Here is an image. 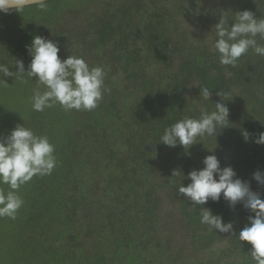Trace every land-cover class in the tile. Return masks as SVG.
I'll use <instances>...</instances> for the list:
<instances>
[{
  "label": "trees",
  "instance_id": "16d2710c",
  "mask_svg": "<svg viewBox=\"0 0 264 264\" xmlns=\"http://www.w3.org/2000/svg\"><path fill=\"white\" fill-rule=\"evenodd\" d=\"M106 1L123 4L87 0L84 7ZM217 1L188 39L181 22L171 18L174 11L185 10L176 0L172 8L168 0H138L112 18L87 17L96 39L93 52L107 67L109 89L92 111L65 112L59 105L33 111L37 81L0 77L8 83H0V136L24 123L49 137L58 161L50 175L35 176L21 187L24 204L15 219L0 218V264H254L247 255L250 245L238 240L251 213L240 204L232 210L223 199L193 207L177 194L181 177H171L173 169L187 177L190 170L204 167V157L215 154L221 168L231 166L264 199V186L252 179L255 171L264 172V145L252 142L264 132V56L250 49L232 67L221 65L212 50V27L222 12L249 10L264 18V0ZM73 6L78 5L71 0H48L44 12L33 6L21 14H0V63L19 59L27 68L26 46L34 36L47 38L50 29L56 31L52 26ZM186 40V57L175 59ZM10 70H16L14 64ZM193 85L210 89L209 102L200 97L196 105L188 94L194 89L199 96ZM220 91L227 92L222 102L230 124L216 138L204 137L187 150L158 142L176 121L199 117L202 107L214 110ZM242 129L252 134L248 142ZM181 183L187 186L190 180ZM0 188L8 190L7 185ZM112 193L121 196L107 201ZM161 202L177 203L190 231L192 257L182 259L172 249L173 234L162 237ZM199 207L233 222L235 235L210 231L200 223ZM199 253L207 256L198 259Z\"/></svg>",
  "mask_w": 264,
  "mask_h": 264
},
{
  "label": "clouds",
  "instance_id": "9594fccd",
  "mask_svg": "<svg viewBox=\"0 0 264 264\" xmlns=\"http://www.w3.org/2000/svg\"><path fill=\"white\" fill-rule=\"evenodd\" d=\"M36 6L41 12L47 10L48 0H0V14L11 12L23 13ZM229 19L232 23L229 24ZM214 28L212 50L217 54L219 63L236 67L240 58L251 49L256 55L264 56V18H257L251 11L243 10L229 14L222 12ZM31 57L25 67L22 60L13 63H0V77H12L13 80L27 83L37 81L33 89L32 110L43 112L59 105L65 112L92 111L109 91L105 86L107 75L100 66L90 67L82 57L69 55L61 59L58 53V42L43 36H34L26 46ZM15 65V71L10 70ZM0 83L8 85L0 78ZM44 86L43 91L39 86ZM196 86V85H193ZM198 87V86H196ZM199 97L208 101L211 96L208 87H198ZM221 102L214 104V110L200 109L199 117H184L164 129L159 141L165 146L174 148L177 145L185 150L204 137L216 138L217 133L229 126V109L222 101L227 99V92H218ZM245 142L252 134L241 130ZM252 142L264 145V132L257 134ZM210 151L212 150L209 149ZM55 145L47 135L37 134L32 128L17 124L6 136H0V185H7L8 190L0 188V218L15 219L24 201L19 195L23 185L35 176L50 175L58 161ZM203 168L192 169L184 176L180 169H173L171 177L180 176L177 194L191 202L193 207L203 206L211 200L219 202L223 199L232 210L240 204L251 215L248 223L239 231L238 240L250 245L247 254L254 264H264V199L261 193L251 190L250 183L237 177L231 166L221 168L215 154L203 158ZM187 178L190 183L184 186L181 181ZM258 185L264 186V172L260 170L252 174ZM202 209L200 223L208 229L219 233L235 235L233 222H224L219 214L211 209Z\"/></svg>",
  "mask_w": 264,
  "mask_h": 264
},
{
  "label": "rangeland",
  "instance_id": "374dc122",
  "mask_svg": "<svg viewBox=\"0 0 264 264\" xmlns=\"http://www.w3.org/2000/svg\"><path fill=\"white\" fill-rule=\"evenodd\" d=\"M95 1V0H90ZM138 0H119L121 8H127L130 4L135 6ZM141 1V0H140ZM87 0H71L73 6L66 10L62 16L59 18L58 22L55 23L52 27L56 31L51 29L48 32V39L58 42L60 46V52L58 55L61 59L66 58L69 55H74L77 57H82L89 64L90 67L100 66L107 71L105 64L93 52V45H96V39L94 37L92 24L88 21L87 17L95 18L96 15L102 17L111 18L116 12L119 11L120 7H117L114 1H106L104 3L92 2L90 7L84 5ZM181 3L184 5V9L178 15L172 13V20H178L185 27L186 36L185 39H188L189 36H195L197 34V29L203 23L206 22V17L209 16L210 12L214 10L213 7H216L217 0H176V4ZM169 5L174 6L173 0H168ZM213 3L214 6H213ZM179 5V4H178ZM179 10V9H178ZM96 13V14H95ZM88 21V22H87ZM100 21L96 23L99 27ZM184 49L182 53L177 54L175 59L181 58L182 56L186 57L188 53V48H190V42L186 40L184 43ZM105 55H108V51H105ZM177 58V59H178ZM38 86V85H37ZM40 90L43 91L44 86H39ZM191 95L192 99H195L196 105H200L202 99H200L196 90L191 89L188 93ZM121 196L120 194L112 193L109 195L107 201H111L115 196ZM106 201H104L105 203ZM163 204L162 210L160 212V223L159 229L162 237L171 236V245L172 249L183 258L192 257L193 253L189 246V233L184 221L182 220V215L180 214L179 207L177 203L173 204ZM207 255L205 253H199L196 255L198 259H204Z\"/></svg>",
  "mask_w": 264,
  "mask_h": 264
}]
</instances>
